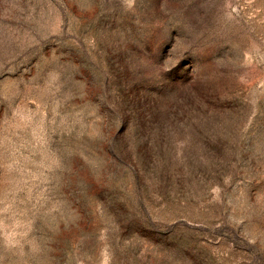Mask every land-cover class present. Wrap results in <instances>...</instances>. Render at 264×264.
<instances>
[{
    "label": "rangeland",
    "instance_id": "obj_1",
    "mask_svg": "<svg viewBox=\"0 0 264 264\" xmlns=\"http://www.w3.org/2000/svg\"><path fill=\"white\" fill-rule=\"evenodd\" d=\"M0 264H264V0H0Z\"/></svg>",
    "mask_w": 264,
    "mask_h": 264
}]
</instances>
